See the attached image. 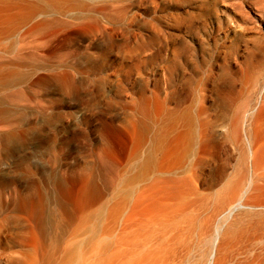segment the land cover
Wrapping results in <instances>:
<instances>
[{
    "label": "rangeland",
    "instance_id": "374dc122",
    "mask_svg": "<svg viewBox=\"0 0 264 264\" xmlns=\"http://www.w3.org/2000/svg\"><path fill=\"white\" fill-rule=\"evenodd\" d=\"M258 138L264 0H0V264H264Z\"/></svg>",
    "mask_w": 264,
    "mask_h": 264
},
{
    "label": "bare ground",
    "instance_id": "6f19581e",
    "mask_svg": "<svg viewBox=\"0 0 264 264\" xmlns=\"http://www.w3.org/2000/svg\"><path fill=\"white\" fill-rule=\"evenodd\" d=\"M262 113H263V110H260V114H262ZM241 118L242 117L240 114H234V117L230 121V125L232 127V130H231L228 138L233 143L238 142L239 138H240L239 130H240ZM258 118H260V117H258ZM249 146H250V148H249L248 164L250 165V169L252 171L256 172L259 170V168L262 166V164L264 162V140H261L260 138H258L254 142L252 147L250 144H249ZM222 175H221V177H223L222 180L224 179V184L222 185L221 189L223 187L226 189V187L228 186L227 183L229 181V177H224L225 176L224 173H222ZM164 183H166V181H161L160 179H156L155 185L154 184L151 185L150 188H154L158 184H164ZM184 187H185V192L187 195V204H190V205L195 204L198 200L199 194L196 191L195 182H194V175L192 173L188 174V176L185 180V183H184ZM148 191H150V189ZM225 193H226L225 196H222V198H221V203H220L221 208L220 209L225 208V207H230V206L235 205V204L240 202V199L237 198V194L235 193V191L228 190ZM143 195H145V193H143V192L139 193L135 197L133 202L130 204L129 209H131V211H130V214H128V216L126 217V220L124 221V226H127L130 217H132L134 215L136 208L141 203V197ZM263 203H264V190H261V189L255 187L254 189H252V192L250 194H248L246 196V198L243 199V201L241 202V204H242L241 207L242 208H248V211H245V213L256 214L258 216H264V211L261 210V208L264 207ZM258 206L260 207V208H258V210L253 209V208H256ZM151 207H152L151 211H153L155 213V215L151 217L152 220H159V219H162L164 217V214L166 213V209L163 207V205L159 201H154V203H152ZM29 236H31V235H29ZM218 236L219 235L217 232L216 239L218 238ZM214 241H215V239H214ZM26 242L30 243V246H32L31 242H34V241H33L32 237H29L28 241L26 240ZM111 248L112 247L108 246L105 249V253L108 252ZM26 255H28V254H26ZM26 255L17 254L16 257L19 260H21V263L30 264L32 262L31 258H29L30 256L27 257ZM96 255H97V253L94 252L93 255L91 256V258L87 257L86 260L84 261V264H99L98 263L99 261H92L93 260L92 258ZM210 256L211 257L214 256L213 252Z\"/></svg>",
    "mask_w": 264,
    "mask_h": 264
}]
</instances>
